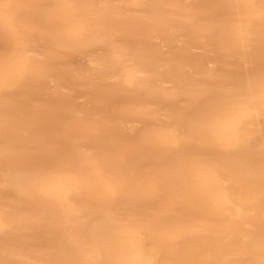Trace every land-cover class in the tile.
Here are the masks:
<instances>
[{
  "label": "bare ground",
  "instance_id": "obj_1",
  "mask_svg": "<svg viewBox=\"0 0 264 264\" xmlns=\"http://www.w3.org/2000/svg\"><path fill=\"white\" fill-rule=\"evenodd\" d=\"M63 2L0 0V43L6 44L0 49V73L8 71L9 59L15 60L27 48L29 37L43 40L45 25L56 21L74 29L84 23L93 26V38L83 46L34 43L37 50L26 53L31 70L10 87L0 89V140L10 138L17 145L19 160L48 150L56 142L74 146L85 128L102 129V134L115 137L136 136L139 120L127 114V93L114 86V78L104 75L99 60L107 51V40L119 37L131 46L151 70V75L142 78L150 91L159 93L164 105L178 108H185L208 88L246 80L250 69L264 70V23L259 8L245 12L246 20H251L250 34L225 40L222 33H217L210 40V23L230 25L238 15L234 10L207 8L220 0H149L152 7L148 9L125 11L99 8L80 14L75 24L71 22L75 13L58 6ZM126 51L124 46H114L118 58ZM48 58L54 67H46L44 61ZM152 80L156 83L149 84ZM176 83L187 95L177 94ZM69 130L71 136L67 135ZM115 146L133 168L144 165L147 172L166 163L157 148L145 145L142 138L137 137L134 145L118 142ZM244 157L243 152L230 156L225 150L220 159L222 170L240 164ZM16 167L14 161L13 172ZM3 172L0 167V176ZM169 180L171 188L157 205L177 218L170 226L168 239L149 233L145 246L140 226L129 227L113 216L100 229V220L94 219L87 236L72 233L71 238L79 242L76 258L102 257L112 264L129 260L142 264H260L264 260V250L248 243V237L264 231V202L258 188L233 185L230 189V181L213 184L203 170L186 175L176 169ZM4 190L0 180V191ZM8 190L14 198L21 196L16 186ZM129 195L147 201L158 194L146 186L138 194L129 192L121 198L127 200ZM86 198L92 205V215L105 218V199ZM177 206L185 210L184 215L175 211ZM16 219L12 209L0 202V230L7 225L18 229L8 237L14 245L15 255L11 258H22L27 264L63 258L60 246L66 219L52 217L31 225H16ZM81 223L88 224V219ZM4 239L0 235V247ZM0 264H4L3 256Z\"/></svg>",
  "mask_w": 264,
  "mask_h": 264
},
{
  "label": "snow or ice",
  "instance_id": "obj_2",
  "mask_svg": "<svg viewBox=\"0 0 264 264\" xmlns=\"http://www.w3.org/2000/svg\"><path fill=\"white\" fill-rule=\"evenodd\" d=\"M58 6L75 13L71 17V22L75 24L81 19L80 14L89 10L148 9L152 4L149 0H64ZM207 8H222L238 13L230 25L210 23V40H214L217 33H222L225 40L250 34L251 20L245 17L249 9L259 8L260 20L264 23V0H220ZM92 30L90 23L82 24L79 29L62 26L56 21L45 25L42 41L37 42L29 37L27 48L15 60L6 62L8 71L0 73V89L10 87L19 76L31 70L26 53L37 50L33 48L34 43L43 46L55 43L76 48L93 38ZM117 44L127 49L123 57L118 58L114 52ZM106 46L107 51L99 60L105 69L104 75L114 78V86L127 93V114L139 120L135 137H115L102 134V129L94 131L85 128L74 146L56 142L50 149L24 160L18 159L17 145L10 138L0 140V167L4 170L0 180L5 185V190L0 191V202L16 215L13 223L38 224L52 217L68 221L60 246L63 258L54 257L44 261V264H112L102 257L76 258L79 242L71 238L72 233L87 236L94 219L100 220V229L113 216L129 227L140 226L145 236V246L149 242V233L162 240L168 239L170 226L177 222V218L157 205L170 190L169 176L176 169H182L186 175L203 170L213 184L223 185L230 181V189L233 185L258 188L264 202V70L257 72L250 69L246 80L208 88L198 93L197 98L185 108H178L164 105L160 94L150 91L142 78L151 75V70L140 61L131 46L125 45L119 37L107 40ZM5 47V43H0V49ZM50 60L44 61L46 67L55 66ZM155 83V80L149 82ZM174 87L178 95H187L179 83ZM67 135L71 136L72 131L69 130ZM137 137L142 138L145 145H154L158 154L163 155L165 165L146 172V166L133 168L126 156L121 158L115 145L118 142L134 145ZM225 150L230 156L243 152L245 157L240 164L222 170L220 159L225 155ZM14 161L17 162L15 172L12 171ZM13 186L20 189L19 198H14L8 190ZM146 186L158 194L155 199L146 201L139 195H129L127 200L121 198L129 192L138 194ZM86 197L105 199V218L92 215V205ZM175 211L180 215L185 214V210L178 206ZM83 219H88V224H82ZM17 230L12 225L0 230V235L5 238L0 247L4 264H27L22 258H11L15 252L8 237ZM248 243L264 250V231L258 236L248 237ZM124 264L142 262L129 260ZM260 264H264V260Z\"/></svg>",
  "mask_w": 264,
  "mask_h": 264
},
{
  "label": "rangeland",
  "instance_id": "obj_3",
  "mask_svg": "<svg viewBox=\"0 0 264 264\" xmlns=\"http://www.w3.org/2000/svg\"><path fill=\"white\" fill-rule=\"evenodd\" d=\"M207 65H209V64H207Z\"/></svg>",
  "mask_w": 264,
  "mask_h": 264
}]
</instances>
